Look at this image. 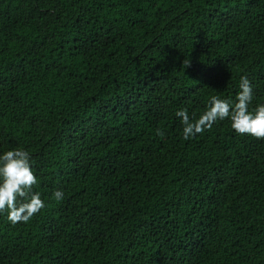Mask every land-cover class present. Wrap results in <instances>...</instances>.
Returning a JSON list of instances; mask_svg holds the SVG:
<instances>
[{
  "label": "trees",
  "instance_id": "obj_1",
  "mask_svg": "<svg viewBox=\"0 0 264 264\" xmlns=\"http://www.w3.org/2000/svg\"><path fill=\"white\" fill-rule=\"evenodd\" d=\"M242 75L251 111L264 0H0V155L30 153L45 203L0 213V264H264V140L175 115Z\"/></svg>",
  "mask_w": 264,
  "mask_h": 264
},
{
  "label": "clouds",
  "instance_id": "obj_2",
  "mask_svg": "<svg viewBox=\"0 0 264 264\" xmlns=\"http://www.w3.org/2000/svg\"><path fill=\"white\" fill-rule=\"evenodd\" d=\"M183 65L190 66V61L183 62ZM239 89L234 103L212 96L206 110L198 118H190L187 109L178 110L175 115L181 118L183 139L194 138L206 129L210 130L216 121L229 119L231 128L237 134L264 140V104L249 110L253 86L247 76L240 77ZM156 134L164 135L159 128ZM31 164V155L24 149L9 150L0 155V213H6L13 225L27 223L45 207L40 194L33 191L38 178ZM53 196L60 201L64 193L55 190Z\"/></svg>",
  "mask_w": 264,
  "mask_h": 264
}]
</instances>
